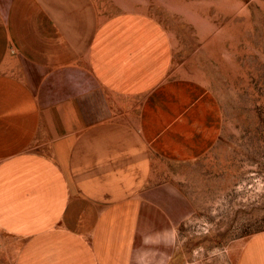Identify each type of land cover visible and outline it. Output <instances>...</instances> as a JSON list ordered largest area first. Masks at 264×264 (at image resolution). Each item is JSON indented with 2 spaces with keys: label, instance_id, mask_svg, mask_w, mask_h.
<instances>
[{
  "label": "crops",
  "instance_id": "1",
  "mask_svg": "<svg viewBox=\"0 0 264 264\" xmlns=\"http://www.w3.org/2000/svg\"><path fill=\"white\" fill-rule=\"evenodd\" d=\"M175 53L140 13L0 0V264H193L189 220L139 200L156 160L195 162L222 142L218 93ZM230 257L264 264V234Z\"/></svg>",
  "mask_w": 264,
  "mask_h": 264
},
{
  "label": "rangeland",
  "instance_id": "2",
  "mask_svg": "<svg viewBox=\"0 0 264 264\" xmlns=\"http://www.w3.org/2000/svg\"><path fill=\"white\" fill-rule=\"evenodd\" d=\"M96 3L103 16L154 19L171 36L176 61L195 57L198 75L218 93L226 123L217 149L183 165L156 160L139 200L159 217L189 220L180 241L193 264H220L222 255L234 264L232 249L264 234V0Z\"/></svg>",
  "mask_w": 264,
  "mask_h": 264
}]
</instances>
